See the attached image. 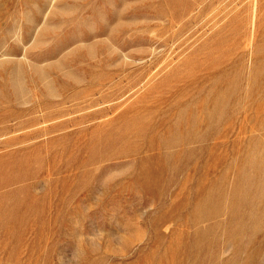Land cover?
I'll use <instances>...</instances> for the list:
<instances>
[{
    "label": "rangeland",
    "instance_id": "obj_1",
    "mask_svg": "<svg viewBox=\"0 0 264 264\" xmlns=\"http://www.w3.org/2000/svg\"><path fill=\"white\" fill-rule=\"evenodd\" d=\"M0 264H264V0H0Z\"/></svg>",
    "mask_w": 264,
    "mask_h": 264
}]
</instances>
